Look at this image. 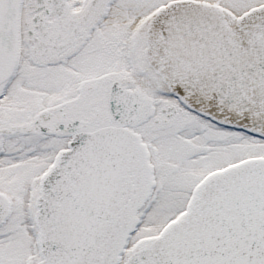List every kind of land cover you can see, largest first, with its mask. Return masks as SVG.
Returning <instances> with one entry per match:
<instances>
[{"label":"snow or ice","instance_id":"6c2138e0","mask_svg":"<svg viewBox=\"0 0 264 264\" xmlns=\"http://www.w3.org/2000/svg\"><path fill=\"white\" fill-rule=\"evenodd\" d=\"M0 264H264V0H0Z\"/></svg>","mask_w":264,"mask_h":264}]
</instances>
